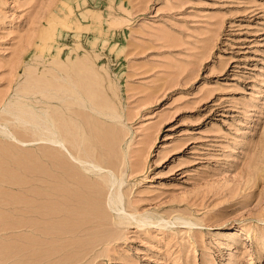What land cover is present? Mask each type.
<instances>
[{
  "label": "rangeland",
  "instance_id": "rangeland-1",
  "mask_svg": "<svg viewBox=\"0 0 264 264\" xmlns=\"http://www.w3.org/2000/svg\"><path fill=\"white\" fill-rule=\"evenodd\" d=\"M52 1L0 0V107L16 92L27 97L22 101H35L33 89H25L32 85V67L40 61L46 70L48 54L58 50L51 41L39 58L42 32L54 13L64 17L62 0ZM68 1L75 11L67 21L80 26V37L66 32L68 46L60 57L89 56L115 85L120 118L109 121L85 110L106 121H99L104 133L120 135L112 152L119 157L123 210L109 209L116 218L100 234L110 240L82 260L76 259L86 249L73 245L96 237L79 233L59 244L45 241L34 226L49 218L57 224V218L40 221L35 215V221L31 210L15 211L16 204L21 198L36 206V180L62 178L57 147L69 151L0 134V264H35L32 253L45 248V259L37 254L39 264H264V0ZM7 114L0 121L11 124ZM55 156L60 159L54 166ZM40 169L49 172L38 176ZM87 174L88 187L99 183L97 175ZM53 204L58 211L68 206ZM131 214L152 222L139 225ZM119 216L126 223L114 222ZM49 224L40 229L54 226Z\"/></svg>",
  "mask_w": 264,
  "mask_h": 264
},
{
  "label": "bare ground",
  "instance_id": "bare-ground-1",
  "mask_svg": "<svg viewBox=\"0 0 264 264\" xmlns=\"http://www.w3.org/2000/svg\"><path fill=\"white\" fill-rule=\"evenodd\" d=\"M49 5H51V2L49 3ZM60 5L62 7L64 17H60V18H59V16L55 17L56 13H54V15L48 19L46 31L42 32L43 42H41L40 47L38 49V51H39L41 48V53H38V56H39V58H41L42 54L44 52V48H46V47L50 48L51 41L58 42V45H57L58 50L54 55H53V53L47 52V53H49L48 55L51 59L49 60V67L48 66L45 67L46 70L41 69L40 65L42 62H40V61L36 62L35 66L32 67V68H34L33 72H31V74L33 73L32 85L31 86L29 85L25 88V89H27L29 87L30 90L33 89V92L30 94H32L31 96L34 97L35 101H34V103H29V102H27L26 99H23V101H22L21 98H27V97L22 96L20 94V92H16L15 94H13V96L11 95L12 98H8L7 102L3 106L0 107V114H2V113L10 114L12 116L13 122L10 124L11 121H4V122L0 121V134L4 138L15 140V141H18L21 143H25L27 141H48V142L54 143L56 146H61L62 148H66L69 151L70 155H66L61 150V148L57 147L58 153L61 156V159L60 158L59 159H60V165H61L62 170L59 168L60 166L55 167V168L60 169V171H61L60 175L62 176V178H59L56 175V178L59 179V181H58V179H56V178H53V180H50V178L45 179L46 177L41 176L42 178H44V180L39 181L42 179L41 178L39 179L37 177V179H39V180L38 181L36 180L35 189L33 188V190H34L33 194L36 197L35 199L38 201L37 202L34 199L35 200L34 202L37 203L36 206H33V208H31V206H29V204L27 205V203L24 200H21V198H19L20 200H18V201L15 200V201H17V204L15 203L17 205V206L15 205L16 206L15 211L17 209L19 211L21 210L20 212L23 215L25 213L28 214L27 211L31 210V212L34 213V217H35V215H37L39 220H40V218H43L42 220H44V217L46 215H47V217L50 216V217H53L54 219L57 218L58 220H60L61 218H63V219L70 218L72 221H73V219H75V220L78 219L77 221H73V222L71 221V222H65V223H62L63 222L62 220H61L62 222L59 221L60 222L59 223L56 219L57 224L54 221H53L54 224H52L53 222H49V220H50V218H49L46 221H48V223H51L52 225H54L56 228L54 226H52L51 224H49L47 226H52V227H54V229L52 227H49L50 229H48V227H45V228L43 227V229H40V227L42 228V226H45L46 224H48V223H46V221L43 222L46 224H42V226H39V227L37 226L38 223L36 224L35 222L34 223L31 222L32 223L31 226L33 227V224L34 225L36 224L34 226V231L36 230V232H37L36 235L40 234V236H43V238L45 236L46 237V238H44L45 241L48 238L52 239L53 241L57 240L56 242L58 244H59V241L61 239H64V238L66 239V237L69 238V236L73 238V236L75 237V235L79 234V233H83L85 235H90V236L96 237L97 239H95L93 241L79 242L78 244L75 243L73 245L74 249H75V247H76V249L78 248L81 250L86 249L85 252L83 254H79L77 256V259H76V260H82L89 253H91V251H93L97 245L104 243L105 241L110 240V239H108L109 238L108 236H107L108 238H106L105 235L102 236L103 234L102 235L100 234L103 232L101 227L103 225H105L106 223H110V219H112L111 220V222H112L113 219L115 220V218H116L115 214H111L109 209H113V210H117V211L123 210V206H122L123 205V193L120 190L121 183H123V182L122 181L118 182V180H119L118 177L120 176L119 172H118L119 171V157H118V155H116V153L112 152L113 147H115L114 143H115V141H117L120 138V135L118 134V132L116 130H112V131L106 130L104 133V129L101 128V125L99 123V121L106 122L105 120H103L104 117L107 119H110L109 121H111L112 119L118 118L119 114H118V111L116 110V107L114 105V100H113L115 97V94H116L115 93V85H114L113 81L109 78V76L105 77L99 72V70L95 66L96 63L92 58H90L89 56L79 55V53L77 54L76 58H71V55H68L67 59L60 57V54L63 51V49L65 50L68 46L66 41H68L69 37L66 36V32H71L76 37H80V33L77 30L78 28H80V26L79 25H77V26L71 25V23H69L67 21L68 18L75 11L73 6L71 5V3L68 0H62ZM46 20H47V18H46ZM59 27L65 29V30L67 29V31H59ZM32 45H33V43H32ZM71 50H73V49H71ZM44 56H46V55H44ZM116 89L118 90V88H116ZM18 91H20V90H18ZM24 91H26V90H24ZM31 96H28V98H30ZM54 103H55V105H54ZM85 108H89L88 110H92L96 115H99L103 118H101V117L96 118V119L91 118V114L87 110H85ZM57 111H59L62 115L57 116L56 115ZM0 116H2V115H0ZM9 119H11V118H9ZM18 130L25 132V134L27 132H29V133L31 132V134H33V137L32 138L31 137L26 138L24 136L21 137L22 135H25V134H21V136H20L17 132ZM3 143H5V142H3ZM54 154L56 155V153H54ZM49 155H50V153H49ZM56 156L52 157L53 160L56 159ZM3 158H6V157H3ZM74 158H75V160H77V162L74 160ZM49 159H50V157H49ZM57 159L55 161L56 163L52 164V165L55 166L57 164ZM59 159H58V161H59ZM58 164H59V162H58ZM39 168L42 169L43 166H41ZM41 169L39 171H41ZM104 169H107L106 173L103 172ZM51 170H52V168H51ZM53 170L56 171V173L58 171L55 169H53ZM39 171H37V173H36V174L39 173L38 176L41 174L47 175V172H49L48 170H46L47 171L46 173L43 171H41V172H39ZM60 171H58V172L60 173ZM87 171L92 172L99 177L100 181H99V183H96L97 185H93L94 187L93 186L92 187L87 186L89 184L92 185V182H89L90 176H89V174H87ZM10 174H12V173H10ZM122 174H121V176H122ZM35 176H37V175H35ZM84 176L87 179H89L88 180L89 183L85 182L87 180L86 178H85L86 179L85 181L83 180ZM52 177H55V176H52V174H51V179H52ZM34 179H36V178H34ZM45 180H49L48 181L49 183H47ZM94 180H96V179H94ZM16 181H18V180H16ZM51 181L53 184L56 183V184H54L55 188H54V185H50ZM90 181H92V179ZM43 182H44V184L47 183L49 185H44ZM22 184H23V182H22ZM59 184H61L63 187L59 186ZM28 187L29 186H27V188ZM22 192H23V190H22ZM26 195L28 196V194H26ZM34 196H32V197L34 198ZM103 199H104V203H102ZM6 200H7V198H6ZM9 202L10 201H8V203ZM44 202H45L46 206L44 205ZM46 203L47 204L49 203L48 207H47ZM53 203H55V204H53ZM56 203H58L57 204L58 206L66 204V205H68L67 206L68 209L67 208L65 209L62 207L63 209L60 208L59 211L57 209L55 210L54 208H57V207L56 206L52 207L50 205L53 204V206H54V205H56ZM19 204H23V206H21V205L19 206ZM103 204H105V205H103ZM51 207H52V209H54L53 211L50 209ZM44 208H45V210L43 211ZM4 212H7V211H4ZM55 212H57V214H55ZM54 214H55V216H54ZM10 215H12V212L10 213ZM16 215H18V214H16ZM131 215H132V218L136 219V221L138 222L139 225L149 224L152 222L151 218H149V217H146V216L145 217H142V216L136 217L134 214H131ZM47 217H45V219ZM35 218H36L35 221H38L37 217H35ZM124 218H125L124 216L123 217L119 216L118 220L114 221V222L124 223L125 222ZM13 220H15V219H13ZM31 220H33V218H31ZM51 221H52V219H51ZM66 221H68V219ZM157 221H158V219H157ZM3 222H5V221H3ZM128 222H130V221H128ZM28 223H29V221H28ZM18 224H19V225H17L18 228L21 225H23V223L21 224V222H19ZM39 224H41V222ZM59 224H61V226H59ZM56 225H58V226H56ZM12 226H11V228H12ZM28 226L31 227L30 225H28ZM104 232H105V230H104ZM110 232L112 233V229ZM33 235H35V234H33ZM36 235L34 237H37ZM83 236H81V237H83ZM24 237H26V236L24 235ZM76 237H78V235ZM76 237H75V239H76ZM98 237H100V238H98ZM72 238H70V240ZM50 239H48V240H50ZM78 240H82V238L78 239ZM66 242H64V243H66ZM70 242H72V241H70ZM70 242H69V244H70ZM27 244H28V242H27ZM27 244L24 243V246ZM49 244H50V241H49ZM36 245H37V243H36ZM41 245H39L40 248H41ZM61 245H62V243H61ZM43 246H44V244H43ZM52 246L50 248L53 249ZM26 248H25V250H26ZM44 248L45 247H43V249ZM43 249H41V250H43ZM31 250H32V248H31ZM35 250H37V249L35 248ZM39 250H37V251H39ZM44 250H47V249L45 248ZM44 250H43V252H40V251L39 252L41 254L47 252V251L44 252ZM63 250H65V249H63ZM52 252H53V250H52ZM68 252H69V250H68ZM26 253H28V251ZM29 253H28V255H29ZM40 253L36 252V254L35 253H32V254L36 255L37 258L39 259V256L37 254H40ZM53 253H54V255L56 254L55 252H53ZM41 254H40V256L44 255V254H42V255ZM21 255H24V254H21ZM61 255H62V253H61ZM33 256H31V257H33ZM44 256H42V258L45 259ZM49 256H50V251H49ZM52 256L53 255L51 254V257ZM31 257H30V260L33 259V258L31 259ZM59 257H60V255H59ZM61 257H63V256H61ZM38 259L35 260L37 263L39 261ZM28 261H29V259H28ZM49 261L50 260L45 261L44 263L49 262ZM69 261H70V259H69ZM31 262H30V264H31ZM37 263H35V264H37ZM39 263H41V262L39 261ZM51 263H53V262H51ZM71 263H66V264H71Z\"/></svg>",
  "mask_w": 264,
  "mask_h": 264
}]
</instances>
